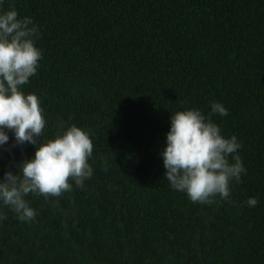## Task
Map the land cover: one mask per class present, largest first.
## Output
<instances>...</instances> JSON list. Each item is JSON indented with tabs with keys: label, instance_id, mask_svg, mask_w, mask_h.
<instances>
[{
	"label": "trees",
	"instance_id": "16d2710c",
	"mask_svg": "<svg viewBox=\"0 0 264 264\" xmlns=\"http://www.w3.org/2000/svg\"><path fill=\"white\" fill-rule=\"evenodd\" d=\"M40 29L41 100L54 138L91 130L94 174L30 194L32 222L0 205V264H264V0H5ZM236 135L247 174L230 201L191 202L159 155L170 117L198 108ZM0 149V179L38 145ZM43 140V134L40 137ZM71 182V181H70ZM249 197L259 201L246 205Z\"/></svg>",
	"mask_w": 264,
	"mask_h": 264
},
{
	"label": "clouds",
	"instance_id": "9594fccd",
	"mask_svg": "<svg viewBox=\"0 0 264 264\" xmlns=\"http://www.w3.org/2000/svg\"><path fill=\"white\" fill-rule=\"evenodd\" d=\"M0 0V149L14 134L17 145H38L35 155L19 165L20 174L6 171L0 179V205L8 207L20 222H32L37 211L28 202L30 194L60 197L76 187L83 188L94 174V144L91 130L76 124H62L54 138L46 134L47 120L41 100L24 86L38 74L43 51L37 46L39 26L31 17H21L11 7L4 10ZM228 116L220 102L211 103L206 116L198 108L177 110L170 117L166 146L159 154L170 187L185 193L193 203L213 204L216 197L230 201L233 181L247 174L236 135L225 136L212 115ZM43 134V140L40 139ZM71 181V182H70ZM250 208L256 197L245 202ZM7 217L0 212V220Z\"/></svg>",
	"mask_w": 264,
	"mask_h": 264
}]
</instances>
